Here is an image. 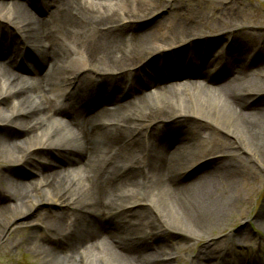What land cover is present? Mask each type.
Instances as JSON below:
<instances>
[{
	"label": "bare ground",
	"instance_id": "obj_1",
	"mask_svg": "<svg viewBox=\"0 0 264 264\" xmlns=\"http://www.w3.org/2000/svg\"><path fill=\"white\" fill-rule=\"evenodd\" d=\"M131 1L129 10L124 0H0V56L10 59L0 62V247L18 224L13 209L25 214L54 202L69 209L46 213L44 234L31 228L19 241L34 244L46 264L91 255L110 264H177L162 240L165 217L208 237L235 209L233 172L250 168L248 160L264 163V87L253 85L264 67L243 57L250 33H235L241 1L223 0L210 14L204 0ZM21 53L46 70L14 71L23 68ZM153 61L157 76L147 80ZM164 63L180 72L162 77ZM185 76L197 80H178ZM60 91L67 104L57 100ZM35 136L37 143L26 142ZM39 147L54 160L40 159ZM13 162L31 166L34 181L19 177ZM196 163L187 181L181 173ZM257 220L264 230V212ZM250 230L246 221L234 245L252 242ZM207 244L189 264H264L259 253Z\"/></svg>",
	"mask_w": 264,
	"mask_h": 264
},
{
	"label": "rangeland",
	"instance_id": "obj_2",
	"mask_svg": "<svg viewBox=\"0 0 264 264\" xmlns=\"http://www.w3.org/2000/svg\"><path fill=\"white\" fill-rule=\"evenodd\" d=\"M25 1V0H24ZM183 2L185 0H182ZM203 0H201L202 2ZM206 3L203 11L207 14L212 13V7L214 5L222 8L227 5L223 0H204ZM237 2L238 0H234ZM240 4L237 6L243 10V16L241 20L242 26L235 31V33L248 32L250 34L247 37L243 36V40L248 44L247 48L254 47L257 53V58L260 60L261 68L264 67V40L259 42V38L264 37V18H261L258 15V12L264 15V0H240ZM126 8L134 9L136 3L132 2L131 0H124ZM1 7V6H0ZM169 9L162 8L159 12H165ZM152 13L150 15H153ZM156 15V14H155ZM154 16V15H153ZM218 14H215L214 17L217 18ZM123 25H127L129 21H123ZM124 25V26H125ZM220 45L221 44H217ZM245 47V49H247ZM255 53V51L253 52ZM243 56H247L244 54ZM31 65V63H28ZM152 65V64H151ZM152 72V71H151ZM43 73V72H42ZM154 74V73H153ZM258 83L253 84L258 88L264 87V70L260 73L256 74ZM150 76L148 75L147 78ZM190 78V76L183 78L186 80ZM59 94V93H58ZM251 102H256L254 99H251ZM191 107V105H189ZM194 108V107H193ZM191 108V109H193ZM197 108V107H196ZM195 109V108H194ZM193 109V110H194ZM10 110V109H9ZM9 110H4L2 112H9ZM227 118V117H226ZM200 120V119H197ZM231 124H234V121L230 120ZM210 127L214 128L212 125ZM4 132L3 125L0 124V134ZM221 139H225L227 143L234 144L235 139L233 136L225 133L224 131L217 132ZM209 139L214 138V136L210 133L208 134ZM33 137V136H31ZM29 137L26 142L29 144L37 143V137L35 136L32 141H30ZM236 146V144H234ZM234 149V148H233ZM39 151V158H50L54 160V156L52 152H50L47 148H38ZM240 157H244L247 159L248 156L244 152H238ZM220 156V153L218 154ZM212 156V155H211ZM214 156H217L215 154ZM209 158V157H208ZM248 160V159H247ZM250 163V168L238 170L237 172L234 171L235 177L238 178L239 181V189L240 195L238 197V201L235 204V209L225 218V226L220 225L218 229H215L211 232L208 237L198 238L193 233L190 232L189 228L185 227L184 221L176 220L174 217L166 216V220L168 222L169 227H162V240L173 248V252L179 256V261L177 264H189L191 260L195 259V254L203 247L208 245L207 243H214L213 246L215 247L220 246V248H227L231 250H239L245 256L252 255L253 250H257L258 245L257 242L261 243V251L262 257L264 255V238L259 237L256 233L251 232L250 236L253 239L252 242H248L243 246H235L234 241L232 240V236L236 230L240 229L248 220L253 226L256 225L257 219L260 215L264 212V163L258 162L257 160H248ZM13 168L16 171L19 177H22L24 180H33L35 177L32 174L31 166H21L19 163L13 162ZM202 164V163H199ZM198 164V165H199ZM198 165L195 166H188L182 173L181 176H190L187 177V181L197 176L198 171L193 172L194 169L198 168ZM191 168V169H189ZM31 169V170H30ZM188 173H184L187 172ZM192 173V174H191ZM34 181V180H33ZM218 186V184H217ZM220 188V187H219ZM218 190V187L215 188V191ZM139 199L142 197L138 196ZM7 208V207H6ZM69 209L68 206L60 203L54 202H41L39 203L35 209L30 213H20L21 211L18 209H13L12 214H16L17 218V225L13 228L12 232L8 236L5 235L3 241V245L0 247V264H46L43 261V257L38 253V250H35L34 244H23L19 245V241L22 236H27L31 228H38L39 234H44L45 230L43 229L44 222H48V219L45 217L46 213H59L64 212L65 210ZM159 219V218H158ZM160 225H162L161 220L159 219ZM181 226L184 229H181ZM255 227V226H254ZM255 229V228H254ZM23 230V234L20 232ZM258 230V229H255ZM129 231V230H128ZM264 235V230H258ZM127 234V233H126ZM125 234V235H126ZM11 236V237H10ZM156 238V239H155ZM153 239H147L146 243L149 242H158L159 238L155 237ZM136 246L143 247L145 244L141 243ZM235 246V247H234ZM92 256V255H91ZM89 256L88 260L84 261L83 259H78L76 262H66V261H57L59 264H110L106 262V258H92ZM48 264V263H47Z\"/></svg>",
	"mask_w": 264,
	"mask_h": 264
}]
</instances>
